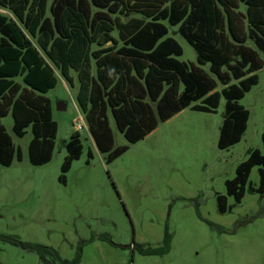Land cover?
Masks as SVG:
<instances>
[{
    "label": "trees",
    "instance_id": "trees-1",
    "mask_svg": "<svg viewBox=\"0 0 264 264\" xmlns=\"http://www.w3.org/2000/svg\"><path fill=\"white\" fill-rule=\"evenodd\" d=\"M0 163L9 166L22 159L20 148L1 118L12 110L13 130L24 136L32 126L29 159L34 165L51 161L58 123L47 96L61 77L74 85L76 100L89 125L97 148L110 162L181 110L214 112L222 97L225 112L218 146L238 143L247 129L250 111L240 103L259 82L257 70L264 51V0H0ZM195 49L200 65L180 60L183 47L170 28ZM249 41L254 44L253 47ZM59 73V74H58ZM223 87L218 90V85ZM128 142L115 147L110 124ZM264 146V132L262 134ZM83 143L75 131L67 143L60 180L73 160L80 158ZM92 157V151L89 150ZM259 166L264 192V151L251 150L236 174L226 180L227 194L240 202L253 167ZM225 212V195H219ZM10 239L36 250L42 258L52 254L63 264L80 261L60 257L53 247ZM166 232L161 248H141L143 253L170 249ZM46 263L50 261L46 260Z\"/></svg>",
    "mask_w": 264,
    "mask_h": 264
},
{
    "label": "rangeland",
    "instance_id": "rangeland-1",
    "mask_svg": "<svg viewBox=\"0 0 264 264\" xmlns=\"http://www.w3.org/2000/svg\"><path fill=\"white\" fill-rule=\"evenodd\" d=\"M169 34L183 47L180 60L210 71L209 64L198 63L194 47L177 27ZM256 49L263 60L259 82L240 100L250 111L247 129L225 149L218 146L224 97L216 111L187 107L130 144L110 115L115 147L129 145L110 162L78 107L75 72L73 86L60 76L47 92L58 123L51 161L30 162L32 126L18 136L10 109L1 122L22 159L9 166L0 163V236L53 247L67 260L76 258L80 248L75 264H264V192L252 189L261 183L259 166L253 167L240 202L226 190V180L251 150L264 151V51ZM60 102L65 109H58ZM81 117L88 125L80 130L83 152L62 182L67 143ZM219 195L226 196L225 212L219 209ZM166 232L171 236L167 252L141 251L163 247ZM53 258L0 237V264H63Z\"/></svg>",
    "mask_w": 264,
    "mask_h": 264
},
{
    "label": "built area",
    "instance_id": "built-area-1",
    "mask_svg": "<svg viewBox=\"0 0 264 264\" xmlns=\"http://www.w3.org/2000/svg\"><path fill=\"white\" fill-rule=\"evenodd\" d=\"M80 122L77 123L76 128L78 129V131H80L81 129H83L85 126L88 127V125L84 122V119L82 120V117L79 120Z\"/></svg>",
    "mask_w": 264,
    "mask_h": 264
},
{
    "label": "water",
    "instance_id": "water-1",
    "mask_svg": "<svg viewBox=\"0 0 264 264\" xmlns=\"http://www.w3.org/2000/svg\"><path fill=\"white\" fill-rule=\"evenodd\" d=\"M65 108H66V104H65L64 102H60V103L58 104V109L63 110V109H65Z\"/></svg>",
    "mask_w": 264,
    "mask_h": 264
}]
</instances>
